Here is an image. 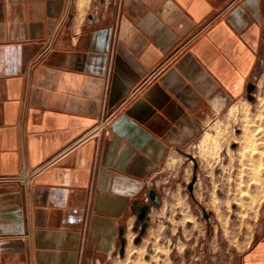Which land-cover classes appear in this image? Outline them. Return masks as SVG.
Masks as SVG:
<instances>
[{
  "label": "crops",
  "instance_id": "0c3cea01",
  "mask_svg": "<svg viewBox=\"0 0 264 264\" xmlns=\"http://www.w3.org/2000/svg\"><path fill=\"white\" fill-rule=\"evenodd\" d=\"M263 68L264 0H0V264L152 260L139 208ZM256 208L215 264H264Z\"/></svg>",
  "mask_w": 264,
  "mask_h": 264
},
{
  "label": "rangeland",
  "instance_id": "374dc122",
  "mask_svg": "<svg viewBox=\"0 0 264 264\" xmlns=\"http://www.w3.org/2000/svg\"><path fill=\"white\" fill-rule=\"evenodd\" d=\"M253 82V98L246 96L223 112L189 149L194 160L184 154L181 163L161 172L164 212L147 225L140 240L142 244L154 241L155 254L147 261L142 248L141 261L134 264H160V252L167 263L169 253H178L179 264H215L227 255L232 239L228 228L251 226L264 195V68ZM194 176L190 192L188 184ZM212 205L219 208L217 216Z\"/></svg>",
  "mask_w": 264,
  "mask_h": 264
},
{
  "label": "water",
  "instance_id": "95a60500",
  "mask_svg": "<svg viewBox=\"0 0 264 264\" xmlns=\"http://www.w3.org/2000/svg\"><path fill=\"white\" fill-rule=\"evenodd\" d=\"M254 88H255V84L254 83H250L248 85V94H249V97L248 98H250V99L253 98L252 97V91L254 90ZM188 156L191 159L194 160V156L193 155L188 154ZM195 181H196V176H194L192 178L191 182L188 184V188H189L190 192H192V190H193V185H194ZM155 194H156L155 189H152L150 191V193H149V197L153 199V198H155ZM149 210H150V204L149 203H145L144 205H142L139 208V212H138V215H137V219H138V221H140L142 223V227H141V231H140L138 237L135 239V242L136 243L140 242L142 235L145 233V231H146V229L148 227L147 226L148 225V222H147L146 219H147V213L149 212ZM124 244H125V242L123 241L122 251L121 252H123V250H124Z\"/></svg>",
  "mask_w": 264,
  "mask_h": 264
},
{
  "label": "built area",
  "instance_id": "2783aa9c",
  "mask_svg": "<svg viewBox=\"0 0 264 264\" xmlns=\"http://www.w3.org/2000/svg\"><path fill=\"white\" fill-rule=\"evenodd\" d=\"M253 83H254V82H253ZM254 84H255V83H254ZM28 176H29V175H28ZM161 238H162L163 241H167V242H168V238H166L165 235H162ZM171 249H172V251H173L174 249H176V253L178 252V248H177V246L175 245V243H172V244H171ZM185 251H186V252H189L190 250H189V248H186ZM177 257H178V253H177V256H175V257L171 260V264H177Z\"/></svg>",
  "mask_w": 264,
  "mask_h": 264
}]
</instances>
